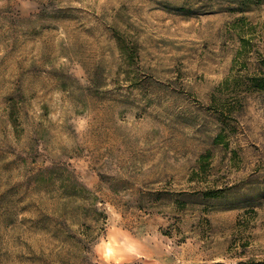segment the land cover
Instances as JSON below:
<instances>
[{
	"label": "rangeland",
	"instance_id": "374dc122",
	"mask_svg": "<svg viewBox=\"0 0 264 264\" xmlns=\"http://www.w3.org/2000/svg\"><path fill=\"white\" fill-rule=\"evenodd\" d=\"M0 264H264V0H0Z\"/></svg>",
	"mask_w": 264,
	"mask_h": 264
}]
</instances>
